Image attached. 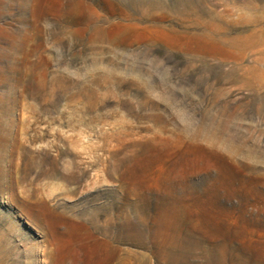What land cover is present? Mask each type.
Returning <instances> with one entry per match:
<instances>
[{"label": "rangeland", "instance_id": "374dc122", "mask_svg": "<svg viewBox=\"0 0 264 264\" xmlns=\"http://www.w3.org/2000/svg\"><path fill=\"white\" fill-rule=\"evenodd\" d=\"M0 264H264V0H0Z\"/></svg>", "mask_w": 264, "mask_h": 264}]
</instances>
